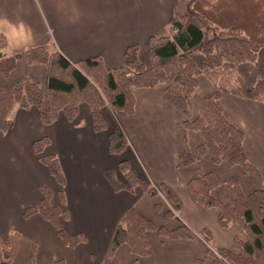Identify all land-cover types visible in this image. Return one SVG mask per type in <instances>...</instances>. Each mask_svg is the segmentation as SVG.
I'll return each mask as SVG.
<instances>
[{"label": "crops", "instance_id": "0c3cea01", "mask_svg": "<svg viewBox=\"0 0 264 264\" xmlns=\"http://www.w3.org/2000/svg\"><path fill=\"white\" fill-rule=\"evenodd\" d=\"M177 0H0V32L7 38V47L0 51V85L11 89L17 80L29 77L44 84L47 66L29 63L24 56L31 44H50L73 62L102 54L108 67L123 64L124 52L130 44L139 45V58L150 64L149 38L166 35L168 22ZM19 54L14 67L7 73L1 64L9 55ZM5 57H4V55ZM217 90L206 75L199 76L196 95ZM136 99L131 114L118 111L108 103L103 107L107 128H94L91 108L82 102L74 121L61 113L56 121L44 124L35 106H17L13 111L10 130L0 129V238L20 233L16 257L11 264H52L64 259L67 264H97L105 260L111 241L122 217L130 207L159 225L174 228L183 225L191 234L188 239H172L157 232L150 233V254L137 256L128 244L115 252L113 264H128L137 259L141 264H212L208 249H235V236H242L238 224L223 227L218 221L219 210L197 202L188 183L200 172H213L219 180L235 176L241 188L249 193L259 188L254 175L239 165L215 162L212 154L198 152L203 135L197 129L187 130L188 147L197 160L179 166L186 145L180 125L181 112L164 98V85L133 87ZM189 99L188 119L199 113L196 97ZM226 117L244 132V146L249 160L262 175L264 187V101L231 92H221L218 100ZM120 126L128 144L122 153L109 150L110 134ZM47 136L46 152L55 153L63 166L66 202L62 203L60 185L35 153L33 142ZM126 159L134 172L151 184L165 183L178 196L181 208L168 216L170 202L159 195L151 196L137 187L135 192L116 189V182L128 180L119 169ZM110 171L107 175V172ZM42 186L52 191L51 203L68 210L63 227L68 235L84 234L76 246L65 243L57 228L39 212L25 216V210L39 206ZM213 193L226 199L221 185ZM161 205L160 216L156 204ZM212 234L209 243L201 232ZM229 264L228 261L225 260Z\"/></svg>", "mask_w": 264, "mask_h": 264}, {"label": "trees", "instance_id": "16d2710c", "mask_svg": "<svg viewBox=\"0 0 264 264\" xmlns=\"http://www.w3.org/2000/svg\"><path fill=\"white\" fill-rule=\"evenodd\" d=\"M6 47L7 38L0 32V51L3 52ZM149 54L150 64L146 65L139 58V45L130 44L124 52L123 64L108 67L102 54L73 62L53 45H29L24 51L25 59L31 64H46L47 80L42 84L26 77L17 80L11 89L0 85V129L5 132L11 129L13 111L17 106H35L41 121L48 125L56 121L61 113L74 121L80 104L86 102L91 108L95 130H105L107 119L103 107L108 101L114 109L131 114L136 105L133 87L163 84L164 98L185 117L180 129L186 148L180 155L179 166H187L197 160V154L190 151L187 139V130L197 129L203 135V142L198 146L199 153L209 151L215 162L225 161L241 166L254 175L260 185L254 191L245 193L237 177L219 180L213 172H200L189 181V190L197 202L219 210L221 226L238 224L249 233L251 249L245 248L240 237L235 238V249L209 247L212 264H222L223 259L232 264H264L262 175L247 156L244 132L229 121L218 102L221 92L264 101V0H177L168 22V33L150 36ZM18 56L17 53L4 58L1 66L5 73L14 67ZM227 70L236 72L234 80L228 78ZM200 75L209 77L217 90L208 95L195 96ZM192 96L196 97L199 113L195 118L188 119V102ZM48 143V137L43 136L33 142V149L58 181V195L65 203V172L59 157L46 152ZM127 144L125 132L117 126L110 134V152L122 153ZM119 169L128 183L113 181L116 189L126 188L135 192L137 187H141L153 197L162 193L171 205L168 216L175 215L181 208L178 196L169 185L159 183L156 187L152 186L134 172L126 159L119 162ZM108 174L110 177V171ZM219 185L223 187L226 199L213 193ZM42 191L41 204L28 207L25 216L39 212L51 221L70 246L84 241V234H66L63 222L68 218V210L51 203L49 186H42ZM156 208L163 217L159 203ZM151 232L172 239L192 237L183 225L174 228L159 225L132 206L119 222L105 260L97 264H113L112 258L123 243L128 244L133 254L148 256L151 252ZM201 234L210 243L211 232L204 229ZM19 239V232L0 238V264L14 261ZM196 262L204 264V258H197ZM33 264L39 263L33 260ZM52 264L67 263L64 259H57ZM128 264L141 263L135 259Z\"/></svg>", "mask_w": 264, "mask_h": 264}, {"label": "rangeland", "instance_id": "374dc122", "mask_svg": "<svg viewBox=\"0 0 264 264\" xmlns=\"http://www.w3.org/2000/svg\"><path fill=\"white\" fill-rule=\"evenodd\" d=\"M227 72H228V75H229L228 78H232V80H234V77H236V72L235 71H230V70H227ZM108 104L112 107V105H111V103L109 101H108ZM241 229H243V228L241 227ZM236 237H240L242 239L241 241L243 242L245 248H247V249L250 248L251 249V242L249 241V233L245 229H243V235L242 236L241 235L240 236H235V238ZM211 241H212V236L210 238V242ZM219 249L221 250V249H224V248H219ZM225 260L226 259H223L222 262L226 263ZM237 260H238V258H237ZM226 261H228V260H226ZM228 263L232 264L230 261H228Z\"/></svg>", "mask_w": 264, "mask_h": 264}, {"label": "built area", "instance_id": "2783aa9c", "mask_svg": "<svg viewBox=\"0 0 264 264\" xmlns=\"http://www.w3.org/2000/svg\"><path fill=\"white\" fill-rule=\"evenodd\" d=\"M156 185H157V184H153V186H155V187H156Z\"/></svg>", "mask_w": 264, "mask_h": 264}]
</instances>
